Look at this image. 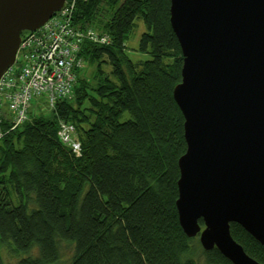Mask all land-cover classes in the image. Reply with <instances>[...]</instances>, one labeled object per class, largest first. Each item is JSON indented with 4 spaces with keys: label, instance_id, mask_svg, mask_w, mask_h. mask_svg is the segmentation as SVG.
<instances>
[{
    "label": "trees",
    "instance_id": "obj_1",
    "mask_svg": "<svg viewBox=\"0 0 264 264\" xmlns=\"http://www.w3.org/2000/svg\"><path fill=\"white\" fill-rule=\"evenodd\" d=\"M170 6L77 1L72 26L96 29L111 43L83 45L94 75L78 72L72 95L50 116L30 114L15 130L1 118L0 264H231L179 224L178 162L187 145L173 97L183 56ZM137 19L148 30L139 50L152 59L135 64L125 50ZM61 122L74 126L80 155L60 140ZM231 234L264 264L263 246L239 225Z\"/></svg>",
    "mask_w": 264,
    "mask_h": 264
},
{
    "label": "water",
    "instance_id": "obj_2",
    "mask_svg": "<svg viewBox=\"0 0 264 264\" xmlns=\"http://www.w3.org/2000/svg\"><path fill=\"white\" fill-rule=\"evenodd\" d=\"M68 1L0 0V80L22 34ZM170 15L183 56L173 97L187 145L178 162L179 224L205 252L259 264L231 225L264 247V0H171Z\"/></svg>",
    "mask_w": 264,
    "mask_h": 264
},
{
    "label": "built area",
    "instance_id": "obj_3",
    "mask_svg": "<svg viewBox=\"0 0 264 264\" xmlns=\"http://www.w3.org/2000/svg\"><path fill=\"white\" fill-rule=\"evenodd\" d=\"M77 1L69 0L63 11L36 32L22 34L15 63L0 80V112L5 108L10 112L12 130L28 121L30 114L46 115L72 95L77 73L86 65L80 56L84 43L110 45L108 35L72 26ZM59 127L62 143L80 155L74 126L61 122Z\"/></svg>",
    "mask_w": 264,
    "mask_h": 264
},
{
    "label": "rangeland",
    "instance_id": "obj_4",
    "mask_svg": "<svg viewBox=\"0 0 264 264\" xmlns=\"http://www.w3.org/2000/svg\"><path fill=\"white\" fill-rule=\"evenodd\" d=\"M90 29H92V28H90ZM86 30H89V29H86ZM94 30L96 32L100 33L96 29H94ZM147 32H148V30H147V27L144 24V22L141 19H137L134 23L133 30H132V32H131L128 40H127L126 50H125L128 57L135 64L144 63V62L150 61L152 59L150 54L142 53L139 50L141 38H142L143 34H145ZM101 34H103V33H101ZM104 35H106V34H104ZM106 69L109 71L108 68H106ZM81 73H82V75H84L83 78L87 79V80H91L93 75H94L92 68L89 66H85ZM33 111H36L35 107H33ZM0 116H1L0 122H1V118L5 119L8 122L11 121V115H10V112L7 110V108H5L2 112H0ZM46 116H50V113L48 111L46 112ZM128 119H130V116H129V114L126 113L123 115L122 122H125ZM195 241L199 242V238H196ZM195 244H198V243H195ZM199 245H200V242H199ZM69 249L70 248H63V250H62L63 254H69L70 253ZM6 260H7L6 262L8 263L9 262L8 257H6ZM12 263H14V262H12ZM199 264H204L203 258H201L199 260Z\"/></svg>",
    "mask_w": 264,
    "mask_h": 264
}]
</instances>
